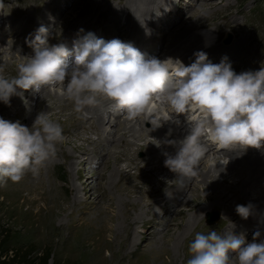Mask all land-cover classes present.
Returning <instances> with one entry per match:
<instances>
[{"label": "rangeland", "instance_id": "obj_1", "mask_svg": "<svg viewBox=\"0 0 264 264\" xmlns=\"http://www.w3.org/2000/svg\"><path fill=\"white\" fill-rule=\"evenodd\" d=\"M126 1L0 0V58L7 57V61L17 60L19 65L24 62V58L34 55V48L27 41L30 38L34 39L32 37L37 31L36 24L44 16L47 19L46 27L49 29V44L61 43L75 34V37L77 35L83 37L89 32L96 33L100 38L102 36L106 41H108V37L121 40L122 35L129 36L128 33H130L135 34L132 37L142 39L141 45L142 43H149L148 50L152 48L155 50L154 54L149 57L154 56L161 60L168 57L179 58L185 65H189L194 62L196 58L194 53L197 51L206 52L208 57L212 54L209 51H213V59L217 60L218 54L221 53L217 49L220 46L223 48L230 46L231 51L236 50V53L234 52L236 57L231 65L237 73L248 70L256 71L264 67V0H148L145 1L144 7H142L143 0H134L136 4H141L140 13H135L134 9L129 11L128 5H125ZM93 3L97 4L95 12L87 17V20L77 19L78 22L75 26L69 28L66 25L59 31L56 29L57 22L62 17L71 15V13L75 14L76 17L82 16L81 19H83L82 10L89 8ZM202 3L204 6L200 7ZM212 3L213 6L209 8ZM48 4L51 9L43 10V6ZM107 5L119 10L120 21L113 20L111 15L114 11L104 9ZM99 7L102 9L98 10ZM165 7L170 10L166 11ZM52 9L55 12L51 15ZM147 9H149V13L146 14ZM209 9L214 12L210 13ZM41 10L42 14L39 15ZM48 11L50 15H48ZM28 13L34 16L30 20H28ZM105 13L107 21L104 25L88 24V22L98 21L100 14L104 15ZM158 13L160 14L157 15ZM206 17H208L207 21ZM25 24L26 27H24ZM146 29L150 35L146 34ZM206 30L209 38L204 35ZM228 36H231L232 40L226 44L225 40L229 38ZM205 39L209 41L207 42ZM239 46L242 47L240 50L236 48ZM245 56L247 59L244 58ZM221 60L222 58L219 59L220 62ZM0 61L3 60L0 59ZM228 61L231 62V60ZM212 63L214 62L212 61ZM42 90L44 92L49 90L53 93L59 91L58 93L62 94L63 86H44ZM27 92L24 103L20 102V95H17L16 101H13L14 97H11L10 105L0 104V118L12 122L19 120L21 124L31 127L35 117L31 119L26 113H23V107H32L38 112L42 103H47V99L43 95H37L31 89ZM164 105L159 106L158 112L162 119L157 120L144 114L145 121H139L138 117L129 119L126 112L122 111L117 112L118 116L109 114L114 109L112 104H108L101 109L102 114L99 115L104 124V135L111 136L110 133L112 132L114 136H117V129L126 133L129 127L122 125L120 128V124L126 120L130 121L129 126H132L133 130H137L141 126L150 128L153 122L156 124H176L172 120L163 121V118L170 115L175 118L174 114L169 111V107L166 110ZM45 109L47 108L44 107L43 110ZM46 111L51 112L52 109ZM81 113L83 115L85 113V116L78 119V128L75 129L74 127V132L86 129L94 120L84 109ZM181 116L183 114H179L177 118L179 119ZM115 117H118L117 120ZM53 121L56 122L57 120L53 119ZM179 121L180 123L176 124L179 126L177 131L184 138L188 129L185 126L181 127L182 118ZM63 134H66L65 129H63ZM89 135L93 138L99 137V134L95 132H90ZM165 135L170 137L171 134L165 131ZM68 137L73 140L76 139L72 133L68 134ZM128 137L138 147L131 151L130 156L144 160L147 157L146 147L141 146L145 141L141 140L139 135ZM148 138L156 140V136L153 134L149 135ZM204 139L206 140V137ZM76 144H79V141ZM112 147L113 144L105 141L102 148L85 153L78 150L75 143L72 142V144H68L67 151L74 156L73 159H70L66 152H63L62 155L55 154L50 156L49 164L44 161L39 166L37 175L34 176L30 171L26 172L17 186L9 185L12 182L10 179L6 182H0V189L7 186L4 192H0V252L8 251V256H11L27 249L33 251L32 256H36L42 251H47L51 252L48 264H130L133 260H140V263H143L142 255L152 244V240H144L143 238L148 231L155 229V226H151L152 224L147 220H137L134 224L137 243L129 249L126 261L121 262L112 254L113 250L120 248L131 217L135 218L131 212L127 211L125 204L120 199V196L127 197L126 190H120L124 182L116 179L119 174V171L115 169L117 163L126 165L127 162H115L114 153L108 152L109 148ZM218 152L220 154L216 153V155H223L221 154L222 150H218ZM252 153L260 155L264 161V155L259 154L258 150ZM220 160L227 163L229 156L225 155ZM201 168L202 165L199 166L198 174L195 177L186 179L187 185L183 187L182 195L178 196L175 192L170 193V195L158 193L160 206L157 211L160 213L158 215L160 228L157 229L161 232L158 239H165L169 235L164 236L165 228L163 227L167 219L162 214V209H172L171 211L175 213V210L183 208V201L189 199L193 189L198 185H201L202 194L210 193L213 190L212 186L203 184L198 177ZM134 170L131 169V172ZM112 171L116 172L115 179L108 180ZM105 173L106 177H103ZM173 199H177V202H173ZM230 201H233L230 210L234 212L237 204H244L243 202H235L234 204L233 198ZM203 205L210 208L205 214L201 213L203 221L208 226L215 227L220 233L223 230V224H219L222 215L219 205L213 199L207 200ZM148 208L150 209V206ZM260 210L259 206L252 209L250 217H256ZM211 214L216 215L214 221L210 219ZM234 219L237 220V218ZM101 221H103L104 236ZM257 230L262 232L263 238L264 214L261 215L258 225L252 230L247 240L252 239L253 233ZM111 241L115 249L104 243H111ZM183 253H181L182 256L178 264L183 262ZM173 255L176 256L174 252ZM233 255L235 254L230 253V256ZM166 258L170 260L169 255L165 254L164 259L166 260ZM151 262L153 264V261Z\"/></svg>", "mask_w": 264, "mask_h": 264}, {"label": "clouds", "instance_id": "obj_2", "mask_svg": "<svg viewBox=\"0 0 264 264\" xmlns=\"http://www.w3.org/2000/svg\"><path fill=\"white\" fill-rule=\"evenodd\" d=\"M146 34L150 35L147 29ZM48 36L49 29L41 25L34 39L27 41L34 55L17 66L16 76L3 75L8 58H0V101L4 104L22 95L18 90L39 93L44 86L56 85L63 86L62 95L74 103L77 112L94 106L99 96L111 101L114 110L126 112L129 119L147 114L159 120V106L166 104L175 118L170 115L163 121L179 124V114H186L188 134L179 141H167L176 152L164 153V166L186 179L198 174L207 153L203 137L220 150L264 147V67L237 73L227 57L212 63L204 51L195 52L194 62L185 65L179 58L146 57L131 42L106 41L91 32L75 41L72 49L63 42L49 44ZM70 56H74L71 66ZM63 140L62 127L44 111L31 127L0 118V182H19L28 171L37 175L39 166L55 155L56 145ZM252 207L251 203L237 204L235 211L247 219ZM188 251L187 264H233L230 253L235 254L236 264H264L260 230L250 241L233 231L197 232Z\"/></svg>", "mask_w": 264, "mask_h": 264}, {"label": "bare ground", "instance_id": "obj_3", "mask_svg": "<svg viewBox=\"0 0 264 264\" xmlns=\"http://www.w3.org/2000/svg\"><path fill=\"white\" fill-rule=\"evenodd\" d=\"M145 1L148 0H143L142 7H144ZM125 5H128L127 8L129 9V11L134 9L135 13L141 12V4H136V1L134 0H127ZM96 6L97 4L93 3L89 8H84L82 10L84 14L83 17L85 19H81L82 16L80 17L79 15L76 17L73 13H71V15H66L62 17V19H59L60 21L57 22L56 29H58L59 31L66 25L69 28L75 26V24H77L78 22L76 21L77 19L81 21L87 20V17H90L95 12ZM203 6L204 3H202L200 7ZM210 6L212 7L213 3L209 5V8ZM105 7L106 8L104 9L114 11L111 15L114 21L118 22L121 20L119 10L113 9L111 5H107ZM47 8L51 9L49 4L47 6H43V10ZM100 9H102V7H99L98 10ZM209 10L208 11L210 13L214 12L212 9ZM23 12L25 13V11ZM54 12L55 11L52 9L51 15L54 14ZM147 13H149V9H147L146 14ZM41 14L42 10L39 11V15ZM48 15H50L49 11ZM28 17V20H30L34 16L28 13ZM208 17L210 16L208 15ZM208 17H206V21L208 20ZM45 19L46 18L44 16L39 19L36 24L37 29L41 25L46 27L47 19ZM90 21L92 20L90 19ZM106 21L107 16L105 13L104 15L100 14V18L98 21H92L91 23L88 22V24L95 23V25H104ZM26 24L24 27H26ZM204 35L206 38H209L207 30L204 31ZM81 37L82 35H77L72 40L65 39L62 42L66 45H69L67 46L69 49H72L73 41L80 39ZM32 38H34V36ZM29 40H31V38ZM205 41L207 40L205 39ZM133 45L144 54H148V56L153 55L155 52L153 48L148 50L150 44H142V46H138V44ZM236 48L240 50L242 47L240 48L239 46ZM217 50L221 52V55L218 54L217 60L213 59V51L208 50L210 53L212 52V54H210V56L208 57L209 59H211V62L213 61L214 63H218L220 62L219 59L224 57H227V61L231 60V62L228 61L230 63L234 61L236 57V50H234V48V51H231L230 46H226L224 48L220 46ZM246 56L244 58L247 59ZM20 59H22V57H20ZM27 59L28 57L24 58V62ZM69 59L70 61H68V63L71 66L74 63V56H70L68 60ZM0 63H3V61H0ZM17 66V60L7 61L4 65L3 75L5 77L16 76L18 71ZM18 91L22 93V95H20L19 100L21 103H24L25 96L27 95L28 90ZM58 92L53 93L49 90L44 92L41 89V91L37 93V95H43L44 98L47 99V103L43 102L41 109L38 112H36V110H34L32 107H23V113H26V115L31 119L36 117L39 112L44 111L47 113L51 120L56 119V123H58L62 127V129H65L66 134H63L64 140L56 145L55 154L62 155L63 152H66L69 154V158L73 159L74 156L67 151L68 144H72L73 142L75 143L76 148L81 152L83 151L85 153H90L99 148H102L103 143L106 141L113 144V147L109 148L108 152L111 154L114 153V161L127 162L126 165L117 163L115 169L119 171V174L117 175L116 179L118 181L123 180L124 182L120 190H126L127 197L120 196V199L122 203L125 204V208L127 209V211L131 212V214H133L135 218L131 217V221L128 222L129 224L127 225L125 237L120 244V248L118 250L112 251L113 256L118 258L119 261H126L128 258L129 249L137 243V233L134 230V224L137 220L150 221V223L152 224L151 226H155V229L148 231L143 238L144 240H152V244H148V250H146L142 255V259H144L143 263H140V260H133L130 262V264H151V261H153V264H163V261L164 264H178L180 257L182 256V252H184L182 264H187V260L191 258V254L188 251L189 244L191 241L194 240L195 234L197 232L207 234L211 230H215L218 234H226L233 231L237 235L243 234L246 239L250 237V233L252 232V230H254L255 226L258 225L261 215L264 214V161L260 155L252 153L255 152V149H250L251 152H246L245 150L243 151V148L241 146H235L234 148L229 150H222L221 154L223 155L218 156L216 155V153L220 154L218 152V150L220 149L216 145L209 142L207 139L205 140V137L202 138L201 142L207 146L208 150L199 164V166L202 165V168L198 177H200V180L203 184H209V187L212 186L213 190H211L210 193L202 194L200 191L201 185H198L193 189L191 196H189V199L183 201V208L175 210V213L171 211L172 209H162V214L165 215V218L167 219V222L163 227L165 228L164 236H167L169 234V237L167 236V238L165 239H158V235L159 233H161L159 232V229H157L160 228L158 226V223H160L158 215L160 213L157 211L160 206L158 202V193H167V195H170V193L175 192L179 196L182 195V193L184 192V190H182L183 187L187 185V183L185 182L186 178L176 177L175 173H173L167 167L164 166V160L166 159L164 153L174 155L176 152V147L174 145L168 144L167 141H179L183 139V137H181L180 133H178L177 131L179 129V126H177L176 124L161 123L159 127H156L157 124L153 122L150 128L141 126V128L133 130L134 128H132V126H129L130 121L126 120L120 124V128L122 125H124L125 127H129L126 133L121 132L120 129H117V136H114L112 132L110 133L111 136L104 135V124L99 115L102 114L101 109L103 107L108 106V104H112V102L103 97L98 96L97 103L94 106H86L84 108V111H87V113H89L88 115H91V118H94V120L88 125V127H86V129H83L81 131L77 130V132H74V127L75 129L78 128V119L84 117L85 113L83 115V113L77 112L75 110L74 103L68 100L66 96ZM13 97V101H16L17 95H14ZM0 104H3V102H0ZM44 107L47 109L43 110ZM51 109V112L46 111ZM117 112L118 111L114 110L110 111L109 114L118 116ZM117 118L118 117H115L116 120ZM181 118L182 121L185 122L183 116H181ZM181 118L179 119L181 120ZM138 119L139 121H145V115L139 116ZM183 122L181 124V127L185 126L186 128L187 121L185 122V125H183ZM165 131L171 134L170 137L165 135ZM90 132H95L99 134V137L93 138L91 135H89ZM71 133L75 136V140H73L71 137H68V134ZM127 133L129 134L128 136L139 135L141 136V140L145 141L141 146L143 148L146 147L147 157L144 160H138L137 158H133L130 156L131 151L138 147H136L135 144L130 141V138L127 136ZM151 134L156 136V140L148 138V136ZM186 134H188V131L186 132ZM78 141L79 144H76L78 143ZM158 142L160 145L159 147L157 146ZM225 155L229 156V162L227 164L226 162L220 160V158ZM45 162L49 164L50 157ZM128 169L129 171H127ZM131 169L135 170L131 172ZM115 173V171L110 172L108 180L115 179ZM103 177H106V173L103 174ZM181 181H183L184 185L182 188L180 187ZM19 183L20 181L16 183L11 182L9 183V185L17 186ZM14 186L11 187L14 188ZM6 187L7 186L2 187L0 189V192H4V190H6ZM180 190H182L181 193H179ZM231 198L234 199V204L235 202H243L245 205L251 203L253 206L252 209L256 207L258 208L259 206L261 210L257 213L256 217L249 216L248 219H242L238 214H236V211L234 212L233 210H230V206H232L231 204L233 203V201H230ZM177 199H173V202H177ZM212 199L215 201V203L219 205L220 209L222 210V215L220 217L219 224H223V230L220 233L218 232V230L215 229V227L208 226L203 221L202 214H205L210 209L203 204L207 200ZM148 206H150V209L148 208ZM232 212L233 214H231ZM234 218H237V220ZM101 223L103 230V221H101ZM104 233L105 231L103 230V236ZM183 241L184 243H182ZM104 243L105 245H109L112 249H115L112 241L111 243ZM173 252L176 254V256L173 255ZM165 254L169 255L170 260H168L167 258L166 260L164 259ZM231 257L233 259V264H236L235 255ZM160 260L162 261L160 262Z\"/></svg>", "mask_w": 264, "mask_h": 264}, {"label": "trees", "instance_id": "obj_4", "mask_svg": "<svg viewBox=\"0 0 264 264\" xmlns=\"http://www.w3.org/2000/svg\"><path fill=\"white\" fill-rule=\"evenodd\" d=\"M32 255L33 251L27 249L21 250L20 253L17 252L11 256H8V251L4 253L0 252V264H48L51 252L42 251L36 256Z\"/></svg>", "mask_w": 264, "mask_h": 264}, {"label": "water", "instance_id": "obj_5", "mask_svg": "<svg viewBox=\"0 0 264 264\" xmlns=\"http://www.w3.org/2000/svg\"><path fill=\"white\" fill-rule=\"evenodd\" d=\"M232 40V37L230 36L229 38H227L225 40V43H230ZM212 221H214L216 219V215L215 214H211V218H210Z\"/></svg>", "mask_w": 264, "mask_h": 264}]
</instances>
